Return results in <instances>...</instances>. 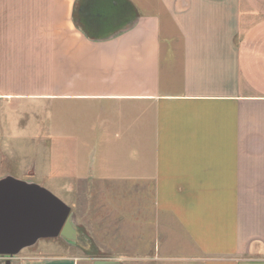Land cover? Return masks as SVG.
Returning <instances> with one entry per match:
<instances>
[{"label": "crops", "instance_id": "crops-1", "mask_svg": "<svg viewBox=\"0 0 264 264\" xmlns=\"http://www.w3.org/2000/svg\"><path fill=\"white\" fill-rule=\"evenodd\" d=\"M81 1L0 0V140L46 146L16 161L53 193L91 181L105 224L134 194L138 242L176 224L215 264H264V0H129L105 39Z\"/></svg>", "mask_w": 264, "mask_h": 264}, {"label": "rangeland", "instance_id": "rangeland-1", "mask_svg": "<svg viewBox=\"0 0 264 264\" xmlns=\"http://www.w3.org/2000/svg\"><path fill=\"white\" fill-rule=\"evenodd\" d=\"M24 148L22 145H14L12 141L0 140V180L11 178L38 185L48 191L57 190V183L41 182L32 177L33 164L23 169V163H17L16 159L25 153ZM46 149V146L36 145L33 141L26 147L25 154L29 151V159L33 161L41 153L44 154ZM18 174L21 179H16ZM70 184L67 192H50L70 208V224L74 237L60 235L56 238L40 239L14 256L0 255V264H38L49 258L75 259L79 264H215L211 262L213 258L190 239L185 229L176 224L160 226L159 238L154 242H138L135 220L130 213L135 208L134 194L117 195L119 198L114 195L116 199L113 204L118 209L120 205L123 208H114L116 215L114 213L107 216L108 223L105 224V199L99 208L91 209V200H94L91 195V181L76 180ZM147 229L152 230V227L149 225ZM227 259L219 258L224 261H228Z\"/></svg>", "mask_w": 264, "mask_h": 264}, {"label": "water", "instance_id": "water-1", "mask_svg": "<svg viewBox=\"0 0 264 264\" xmlns=\"http://www.w3.org/2000/svg\"><path fill=\"white\" fill-rule=\"evenodd\" d=\"M74 237L70 208L47 189L0 180V255L14 256L40 239Z\"/></svg>", "mask_w": 264, "mask_h": 264}, {"label": "trees", "instance_id": "trees-1", "mask_svg": "<svg viewBox=\"0 0 264 264\" xmlns=\"http://www.w3.org/2000/svg\"><path fill=\"white\" fill-rule=\"evenodd\" d=\"M136 15L129 0H82L76 19L87 36L105 39L121 31Z\"/></svg>", "mask_w": 264, "mask_h": 264}]
</instances>
